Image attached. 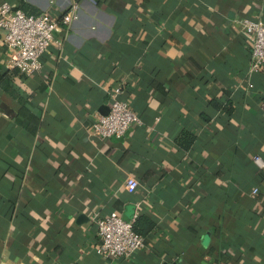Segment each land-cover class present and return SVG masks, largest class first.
Listing matches in <instances>:
<instances>
[{
    "label": "crops",
    "instance_id": "obj_1",
    "mask_svg": "<svg viewBox=\"0 0 264 264\" xmlns=\"http://www.w3.org/2000/svg\"><path fill=\"white\" fill-rule=\"evenodd\" d=\"M2 3L78 11L31 77L0 32V264H264V67L241 27L264 0ZM112 97L141 124L97 139ZM110 213L154 224L126 259L97 252Z\"/></svg>",
    "mask_w": 264,
    "mask_h": 264
},
{
    "label": "built area",
    "instance_id": "obj_2",
    "mask_svg": "<svg viewBox=\"0 0 264 264\" xmlns=\"http://www.w3.org/2000/svg\"><path fill=\"white\" fill-rule=\"evenodd\" d=\"M78 6L73 4L59 21L47 15L28 16L13 9L8 3L0 5L1 44L9 53L8 68L25 77H31L42 70L41 59L54 41V32L60 28L69 29L77 17ZM243 33L250 47L249 72L264 67V23L260 20H241ZM264 111V103L262 104ZM141 124L136 112L125 102L112 97L108 114L100 116L91 126L94 137L101 140L122 139L132 126ZM259 169L264 162L254 159ZM257 194V189L252 191ZM99 237L97 252L104 260L126 259L144 246V239L133 231V220L125 221L116 213L97 217L94 221Z\"/></svg>",
    "mask_w": 264,
    "mask_h": 264
},
{
    "label": "trees",
    "instance_id": "obj_3",
    "mask_svg": "<svg viewBox=\"0 0 264 264\" xmlns=\"http://www.w3.org/2000/svg\"><path fill=\"white\" fill-rule=\"evenodd\" d=\"M37 15L38 14H34V16ZM10 91L11 90H9V93L12 94ZM153 228L154 224L147 217L138 216L133 221V231L141 237H145Z\"/></svg>",
    "mask_w": 264,
    "mask_h": 264
},
{
    "label": "water",
    "instance_id": "obj_4",
    "mask_svg": "<svg viewBox=\"0 0 264 264\" xmlns=\"http://www.w3.org/2000/svg\"><path fill=\"white\" fill-rule=\"evenodd\" d=\"M108 111H109V108L108 107H104V109L102 110V115L103 116H105V115H107L108 114ZM133 212L131 211V214H132Z\"/></svg>",
    "mask_w": 264,
    "mask_h": 264
}]
</instances>
